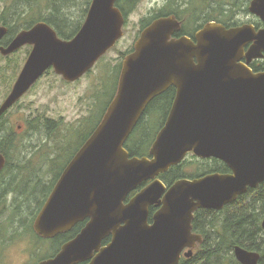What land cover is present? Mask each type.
<instances>
[{
    "label": "water",
    "instance_id": "water-1",
    "mask_svg": "<svg viewBox=\"0 0 264 264\" xmlns=\"http://www.w3.org/2000/svg\"><path fill=\"white\" fill-rule=\"evenodd\" d=\"M116 1L92 0L70 40L45 23L23 31L5 52L24 42L34 48L0 116L50 68L69 82L91 70L123 36L125 16ZM249 10L264 23V0H252ZM180 28L173 15L156 18L126 55L117 94L64 168L34 228L52 238L88 221L39 264H178L203 240L193 231L198 209L220 210L264 182V70L250 67L253 59L264 58V26L212 21L195 39L176 37ZM172 85L176 96L151 156H131L128 137L152 98ZM190 153L219 159L231 172L170 186L159 178ZM5 164L0 152V171ZM151 207L157 210L150 221ZM233 252L241 264H259L258 251L236 245Z\"/></svg>",
    "mask_w": 264,
    "mask_h": 264
},
{
    "label": "trees",
    "instance_id": "trees-1",
    "mask_svg": "<svg viewBox=\"0 0 264 264\" xmlns=\"http://www.w3.org/2000/svg\"><path fill=\"white\" fill-rule=\"evenodd\" d=\"M137 1L138 0H117L116 6L123 12L125 18H127L128 14L134 9ZM167 3L168 5L162 10L155 11L150 19H144L142 21L143 25L141 30L147 27L156 18L170 15H175L181 23L180 30L175 33L176 37L183 35L194 36V34H196L195 32L212 21L223 24L226 27L243 25V23L233 17L235 13H233V15H227L222 10L223 13L215 14L214 10L221 7L216 8L214 4L207 3L206 0H187L184 3L185 6L182 4L181 0H170ZM234 10L236 9H233V12ZM252 23H254L257 28L264 26L260 18L258 22ZM133 50L134 46L126 55ZM122 66L123 64L118 65L113 77L111 79L108 78V83H105L107 92L101 91L105 93V95H102L100 99L101 108L97 112V114L101 113L99 118H96L97 114L96 116L93 115L91 120L87 121L85 124H79L76 128L71 125H64L62 120L56 122L50 119H36L38 125L46 130L47 137L48 135H57L58 139L56 138L54 140V146L58 145L56 149H60V152L51 159V166L48 170L49 178L47 180L44 181L41 178L36 179L38 177L37 169L41 162L44 161V156H42L40 161L36 164L30 165V163H23L20 152H18V154L11 153L17 146L16 135L12 133V138H10L9 135L1 131L0 127V152L6 157V164L0 171V182L7 184H0V202H2L1 196L6 188H11L12 191L16 192L21 191L18 199L15 196V199L18 201L17 206L14 207L12 204L13 209L10 221L0 227V233H2L1 229L7 226V229L5 228V234H0V241L4 239L3 237L6 236L7 231L12 227V223L13 225L15 223L21 225L22 234L20 238H15V240H29V249L33 253H37L36 259L31 257L29 261H32H28V264H36L38 261L56 255L61 250L62 246L73 239L86 225L85 221L79 222L71 230L57 234L52 238H45L36 232L34 221L55 187L64 168L85 141L91 136L95 128L101 122L109 104L117 94ZM252 67L255 70H260L264 68V63L255 64L252 65ZM176 91V87L172 85L164 92L152 98L149 102L146 110L142 114V118L138 121L126 141L125 147L130 152L131 156H151L150 151L152 145L159 129L163 126L168 117L176 96ZM155 124L158 125L156 131L153 127ZM38 125L33 124L32 121H28L30 129L35 130ZM41 132H43V130ZM56 149L53 148V152ZM189 155H192V158L200 162L196 172L192 174H187L183 170V165L187 159H189ZM188 156L180 164L171 167L165 173H161L159 177L170 186L180 179H194L215 172H231L228 165L219 159L199 158L192 153L188 154ZM208 167H210V169H207ZM28 169L31 177L26 176ZM3 178H7L5 182ZM17 179H19L17 181L19 184H12ZM20 183L24 184L23 188H21ZM147 183L145 182L143 186ZM134 193L135 192H132L131 196ZM31 198H35V200L31 201ZM35 203H37V207L34 211V208L30 206ZM23 206H28V210L30 208V215L32 214L27 224H24L26 219H24L22 212ZM150 210L151 213L155 211L153 207ZM0 215L2 214L0 213ZM263 218L264 182L255 188H248L244 194L238 196L235 201L225 205L220 210L198 209L195 212V218L193 220V230L201 234L203 240L196 244L190 257L183 256L178 264H241L236 259L233 252L236 245H241L249 250L260 252L261 258L259 264H264ZM25 234H27L26 236L28 237H23ZM107 242H109V238L104 240V244ZM48 250H50L51 253L48 254ZM1 252L2 249L0 248V253Z\"/></svg>",
    "mask_w": 264,
    "mask_h": 264
},
{
    "label": "rangeland",
    "instance_id": "rangeland-1",
    "mask_svg": "<svg viewBox=\"0 0 264 264\" xmlns=\"http://www.w3.org/2000/svg\"><path fill=\"white\" fill-rule=\"evenodd\" d=\"M40 1H45V13L52 11L51 5L54 2V7L57 9V12L67 19L81 18L84 13H87L92 2V0ZM168 1L170 0H138L134 9L126 18L123 27V36L117 41L118 43L115 46L109 49L96 62L90 72H87V74L74 82H69L61 75L56 74L54 68H50L26 95L8 111L0 123V127L1 131L9 135L10 138H12V133L16 135L17 146L11 153L18 154L20 152L22 162L30 163V165L36 164L42 156L45 158L37 169L38 177L36 179L41 178L45 181L49 178L48 170L51 166V159L60 152V149H56L58 145L54 146V140L57 138V135H48L47 137L46 130L38 125L36 119H50L56 122L62 120L64 125H71L76 128L79 124H85L91 120L93 115L96 116L101 108L100 99L102 95H105L101 91L107 92L105 83H108V78L111 79L113 77L116 72L115 69L118 68V65L123 64L125 55L133 48L142 31V21L144 19H150L155 11L162 10L166 7ZM186 1L181 0L183 5ZM206 2L214 4L216 8L221 7L214 10L215 14L223 13L222 10L227 15H233L235 13L233 17L243 24L259 21V17L253 15L249 10L251 0H206ZM233 9L236 10L233 12ZM7 85L6 83L0 82V106L7 95H5ZM98 114L96 118H99L101 113ZM28 121H32L33 124L38 125L35 130L30 129ZM153 127L155 131L158 129V125L156 124ZM42 130L43 132H41ZM53 148L56 149L54 152ZM191 156H188L189 159L183 165V170L187 174L196 172L197 167L200 165V162ZM207 169H210V167ZM26 176L31 177L29 169L26 172ZM3 179L5 182L7 178ZM18 180H15L12 184H19L17 182ZM0 184L5 183L0 182ZM20 184L21 188H23L24 184ZM20 193L21 191H12L11 188H6L3 191L1 196L2 202H0V213L2 214L0 215V227L10 221L13 209L12 204L14 207L17 206V199ZM15 196L17 199H15ZM33 200L35 198H31V201ZM30 207H33L35 211L37 203ZM22 212L24 219H26L24 224H27L30 217H32V214L30 215V208L28 210V206H23ZM5 228L7 229V226ZM5 228L1 229V235L5 234ZM21 232L22 226L17 223L13 225L12 223V227L7 231L6 236L3 237L4 239L0 241V248L2 249L0 253V264H26L30 256L36 259L37 253L35 254L29 249V240H15V238H20ZM26 235L23 237H28ZM47 253L49 254L51 251L48 250Z\"/></svg>",
    "mask_w": 264,
    "mask_h": 264
},
{
    "label": "flooded vegetation",
    "instance_id": "flooded-vegetation-1",
    "mask_svg": "<svg viewBox=\"0 0 264 264\" xmlns=\"http://www.w3.org/2000/svg\"><path fill=\"white\" fill-rule=\"evenodd\" d=\"M44 2H41L40 0H0V82L8 84L7 91L5 93V95L6 94L7 95L4 98V101L11 93L14 84L16 83L24 65L26 64L34 48V43L24 42L23 44L11 50L10 52L8 53L5 52L6 49L11 47L12 43L17 39V37L23 31H28L39 23H45L49 25L56 32L58 37L64 40H70L80 31V29L82 28L86 20L88 11L87 13H84V15L82 16L83 18L81 17L77 19L75 18L67 19L63 15L57 12V9L54 7L55 6L54 2H52V5H51L52 11L50 12L48 11V13H45ZM195 35L196 34H194V36L189 35V37H191L192 39H195ZM263 63H264V58L253 59L252 62L250 63V67L253 69L252 65L263 64ZM262 70H264V68L260 70L253 69L254 72H259ZM26 93L24 95H26ZM24 95L18 101H20L24 97ZM16 103L14 105H16ZM12 107H10L5 113H3V115L0 116V123L3 121V118L6 116L8 111L11 110ZM2 126H4V124H2ZM163 126H161V128ZM154 209L156 210L157 208H154ZM152 215L153 213H151V210H150L151 220H152ZM87 221L88 220H85V224ZM108 238L110 241L111 238L110 237ZM31 257L33 256H30V258ZM30 258L27 260V262L30 260ZM27 262L26 264L29 263ZM39 263L40 261L36 262V264H39ZM88 263L89 261L80 262L77 264H88Z\"/></svg>",
    "mask_w": 264,
    "mask_h": 264
},
{
    "label": "bare ground",
    "instance_id": "bare-ground-1",
    "mask_svg": "<svg viewBox=\"0 0 264 264\" xmlns=\"http://www.w3.org/2000/svg\"><path fill=\"white\" fill-rule=\"evenodd\" d=\"M219 243H220V242H219ZM219 243H218V244H219ZM221 244H222V243H221ZM236 259H237V258H236ZM226 260H227V259H226Z\"/></svg>",
    "mask_w": 264,
    "mask_h": 264
}]
</instances>
